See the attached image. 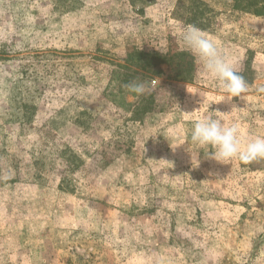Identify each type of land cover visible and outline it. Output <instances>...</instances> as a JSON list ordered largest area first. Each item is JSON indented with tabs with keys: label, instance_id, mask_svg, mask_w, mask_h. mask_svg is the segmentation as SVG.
<instances>
[{
	"label": "rangeland",
	"instance_id": "374dc122",
	"mask_svg": "<svg viewBox=\"0 0 264 264\" xmlns=\"http://www.w3.org/2000/svg\"><path fill=\"white\" fill-rule=\"evenodd\" d=\"M245 1L0 0V264H264V158L190 139L207 114L264 137V8ZM187 25L246 92L222 101Z\"/></svg>",
	"mask_w": 264,
	"mask_h": 264
},
{
	"label": "clouds",
	"instance_id": "9594fccd",
	"mask_svg": "<svg viewBox=\"0 0 264 264\" xmlns=\"http://www.w3.org/2000/svg\"><path fill=\"white\" fill-rule=\"evenodd\" d=\"M181 38L186 49L200 60L205 75L217 81L221 91L226 94L222 101H231L232 98L248 90L250 86L247 81L238 74L235 66L221 53L215 39L208 33L195 25H187ZM125 87L137 96L144 95L149 90L145 82H131ZM236 109L233 106L231 111ZM198 111L199 109H194L184 113L186 116H191L193 112ZM210 113L229 114L219 110ZM190 139L193 145L210 149L205 154L206 158L219 163L233 158L245 163L264 158V137H250L242 144L239 125L236 123L226 125L212 114L198 116L195 119ZM196 159L199 164L198 155Z\"/></svg>",
	"mask_w": 264,
	"mask_h": 264
},
{
	"label": "trees",
	"instance_id": "16d2710c",
	"mask_svg": "<svg viewBox=\"0 0 264 264\" xmlns=\"http://www.w3.org/2000/svg\"><path fill=\"white\" fill-rule=\"evenodd\" d=\"M241 1L242 0H233V2H234V4H235V6L237 5V4H240L241 3ZM260 2H261V4L260 5H258V4H256V0H247V1H245V5H244V7L245 8H254L253 9V12L255 13V14H258L259 12H257L258 10H259V8H264V0H260ZM259 6V7H258ZM191 20H195V19H191Z\"/></svg>",
	"mask_w": 264,
	"mask_h": 264
}]
</instances>
